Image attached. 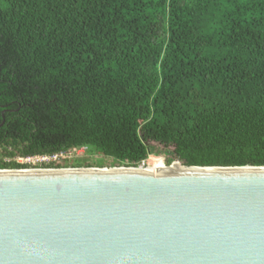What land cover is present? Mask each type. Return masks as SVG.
Instances as JSON below:
<instances>
[{
    "label": "trees",
    "instance_id": "trees-1",
    "mask_svg": "<svg viewBox=\"0 0 264 264\" xmlns=\"http://www.w3.org/2000/svg\"><path fill=\"white\" fill-rule=\"evenodd\" d=\"M151 144L264 167V0H0V170L136 168Z\"/></svg>",
    "mask_w": 264,
    "mask_h": 264
},
{
    "label": "water",
    "instance_id": "water-1",
    "mask_svg": "<svg viewBox=\"0 0 264 264\" xmlns=\"http://www.w3.org/2000/svg\"><path fill=\"white\" fill-rule=\"evenodd\" d=\"M175 163L0 170V264H264V167Z\"/></svg>",
    "mask_w": 264,
    "mask_h": 264
},
{
    "label": "rangeland",
    "instance_id": "rangeland-1",
    "mask_svg": "<svg viewBox=\"0 0 264 264\" xmlns=\"http://www.w3.org/2000/svg\"><path fill=\"white\" fill-rule=\"evenodd\" d=\"M150 147H151V154H149V156L145 160H143L145 162L144 166H146L148 169H150V167H149L150 164H154V163H158V162H160V163L163 162L165 166H169L175 162L181 163L179 158L178 159L173 158V153H172L173 148L160 149V147H158L156 145H152V144ZM72 153H73V158L70 161H68V163L69 162L74 163V162L82 159L85 162L91 163L92 168H103V167H105V168H119V167H124V166H122V164L120 165V164L115 163L110 158L100 157V156L95 155L94 153H90L89 151L79 150V151H75ZM0 156H1V153H0ZM99 164H101V165H99ZM81 168H85V167H81Z\"/></svg>",
    "mask_w": 264,
    "mask_h": 264
},
{
    "label": "built area",
    "instance_id": "built-area-1",
    "mask_svg": "<svg viewBox=\"0 0 264 264\" xmlns=\"http://www.w3.org/2000/svg\"><path fill=\"white\" fill-rule=\"evenodd\" d=\"M83 150L86 151V148L80 149H70L67 151H60L49 155H34L28 157H17L13 161L16 163L25 166L24 169L18 170H52V169H64V168H45L50 165H57L63 162H68L73 158V153L75 151ZM9 161L8 159H5ZM144 161H141L140 164L136 167L139 169H148L144 166ZM165 166V165H164ZM70 168V167H67Z\"/></svg>",
    "mask_w": 264,
    "mask_h": 264
},
{
    "label": "bare ground",
    "instance_id": "bare-ground-1",
    "mask_svg": "<svg viewBox=\"0 0 264 264\" xmlns=\"http://www.w3.org/2000/svg\"><path fill=\"white\" fill-rule=\"evenodd\" d=\"M176 163H175V165H176ZM149 167H150V169H163L164 163L161 166L159 165V162L158 163H154V164H150ZM2 171H6V170H2Z\"/></svg>",
    "mask_w": 264,
    "mask_h": 264
}]
</instances>
